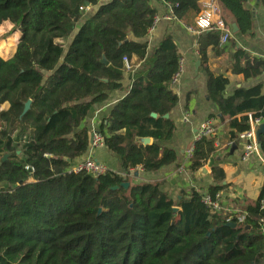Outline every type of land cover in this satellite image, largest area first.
<instances>
[{
    "label": "trees",
    "instance_id": "trees-1",
    "mask_svg": "<svg viewBox=\"0 0 264 264\" xmlns=\"http://www.w3.org/2000/svg\"><path fill=\"white\" fill-rule=\"evenodd\" d=\"M201 1L162 0L178 21L198 15ZM217 1L248 36L250 0ZM89 7L98 9L76 31ZM155 17L151 0H0V29L10 24V33L18 34L13 51L0 54V264H264V180L239 223L234 215H210L204 194L195 190L175 202L165 183L132 184L111 171L99 178L70 172L90 147L86 117L108 93L122 90L125 73L129 91L98 129L105 151L127 176L176 161L159 143L174 133L164 116L178 102L170 83L180 57L170 37L146 56L143 40ZM219 38L213 32L197 41L210 97L227 86L207 65L208 49L221 48ZM243 57L234 54V74L250 79L263 73L260 60L238 70ZM229 99L231 107L218 112L233 118V142L249 129L248 114L264 123V94L255 86ZM207 143H194L190 172L201 168ZM259 146L264 159V134ZM221 189L210 187L207 194Z\"/></svg>",
    "mask_w": 264,
    "mask_h": 264
},
{
    "label": "crops",
    "instance_id": "crops-1",
    "mask_svg": "<svg viewBox=\"0 0 264 264\" xmlns=\"http://www.w3.org/2000/svg\"><path fill=\"white\" fill-rule=\"evenodd\" d=\"M204 1L199 2V10ZM101 4L102 2H99L98 5ZM151 6L155 9L159 22L143 40L147 43L146 56L151 57L160 43L166 37H170L179 57L185 63L180 81L176 86L170 87L178 99L176 107L169 113L168 118L173 123L174 133L170 141L159 143L161 147L175 152L176 161L153 173H144L137 169L127 176L120 167L119 160L106 152L104 147L92 152L88 150L81 160L92 158L104 164L108 171L117 176L124 179L129 178L132 184L165 183L168 187L169 198L175 202L192 190L206 194L210 187H222L219 191L222 200L221 214L223 216L243 214L248 205L258 200L264 180V159L261 155V160L253 157L246 163L241 162L244 143L239 139L233 142L230 140V124L233 118L222 116L218 112V107L229 109L232 105L229 96L238 89L260 86L264 94V71L259 76L250 79H245L243 74H234L232 71L235 65L233 56L237 51L245 54V57L240 59L238 70L248 64L253 65L254 60L264 61V5L260 0L258 2L250 0L245 5L252 20V30L248 36L233 34L232 26L236 24L220 5L226 24L232 29L231 42L233 44L229 43L223 49L209 48L207 51L209 72L227 81L225 91H216L212 97L208 94L207 76L200 69L198 51H196L197 41L204 34L193 35L182 27L185 25L194 28L197 15L191 14L183 21H171L167 20L168 14L162 0H151ZM97 9L98 7H89L85 10L76 31L84 22L93 17ZM130 85V77L125 73L121 81L122 90L108 93L105 102L91 108L84 121L89 138L91 129L98 131L100 124L109 116L113 107L126 96ZM239 118L237 117L238 121ZM204 122L212 123L215 134L206 140L208 143L199 153L198 164L201 168L207 169L206 174L199 175L196 172H190L189 166L184 165V162L185 153L195 143L197 129ZM182 167L184 169L180 171ZM261 203L264 204V201Z\"/></svg>",
    "mask_w": 264,
    "mask_h": 264
},
{
    "label": "built area",
    "instance_id": "built-area-1",
    "mask_svg": "<svg viewBox=\"0 0 264 264\" xmlns=\"http://www.w3.org/2000/svg\"><path fill=\"white\" fill-rule=\"evenodd\" d=\"M164 6L168 14L167 20L177 21V19L174 17L172 13L171 6L166 3H164ZM80 11H82V9H80ZM158 22H159V18L155 17L152 27L148 31V34H150L153 31L154 27ZM182 27L188 33L197 36L203 34L205 35L207 33H213V32L219 33L220 34L219 47L221 48L226 47L233 37L232 29L230 28V26L226 24L222 16L220 5L217 0H205L202 3L200 7V11L196 17L194 28H190L185 25H182ZM196 51H198L197 45H196ZM124 62L126 63V60H124ZM184 65H185L184 60L182 58H179L178 70L170 83V87L176 86L180 81V78L184 70ZM126 69H128L127 66ZM247 118L249 123V129L238 136V139L244 143L243 152L240 158L242 163L248 162L250 158L253 157L261 160V154L260 151L258 150V144L256 143L255 140V131L259 125L263 124V121L259 118L256 119L252 118L250 114L247 115ZM214 134H215V130L212 123L204 122L197 129L194 142L196 143L201 140H208L212 138ZM90 137H91V143L89 147L90 152L100 147H103V139L97 130L91 129ZM194 145L195 144H192L189 147V149L186 151L184 165L189 166L195 150ZM183 169L184 168L182 167L180 171H183ZM107 171L108 169L104 164H101L92 158L79 160L75 162L70 169V172L72 173L83 172L91 176L92 178H99L100 176H103ZM202 203L208 209L210 215L221 214L222 200H221V194L219 192L214 197L208 195L207 193L204 194L202 198ZM260 205L263 206V203H260ZM244 216L245 215L243 214L238 215L236 217L237 222L239 223L243 222ZM261 232L262 234H264V221L261 225Z\"/></svg>",
    "mask_w": 264,
    "mask_h": 264
},
{
    "label": "water",
    "instance_id": "water-1",
    "mask_svg": "<svg viewBox=\"0 0 264 264\" xmlns=\"http://www.w3.org/2000/svg\"><path fill=\"white\" fill-rule=\"evenodd\" d=\"M258 2V0H256ZM87 5V4H86ZM233 28V34H237L238 33V29L235 25L232 26ZM103 64L107 65V62L105 60L102 61ZM198 65V64H197ZM103 82H106L105 80ZM30 107V102H27L25 104V107H24V112L23 113H26V111H28ZM152 118H156V115L153 114L151 116ZM169 118V115H166L164 116V119H168ZM264 134V123L259 125L257 128H256V131H255V140H256V143L258 144V150L260 151V146H259V137L260 135ZM89 141L91 143V137L89 138ZM136 142L142 144V145H149L150 144V139H136ZM7 159V156H5L3 158V161H5ZM207 173V169L206 168H200L196 174H199V175H203V174H206ZM128 184L127 183H124L121 185V187H123L124 189L128 188ZM178 200H180V198H178ZM228 227L230 228H235L236 225L235 224H229Z\"/></svg>",
    "mask_w": 264,
    "mask_h": 264
},
{
    "label": "rangeland",
    "instance_id": "rangeland-1",
    "mask_svg": "<svg viewBox=\"0 0 264 264\" xmlns=\"http://www.w3.org/2000/svg\"><path fill=\"white\" fill-rule=\"evenodd\" d=\"M12 25L6 24L0 29V54L2 56H7L13 51L14 44L16 43V38L18 36L16 31H13ZM3 184H0V188Z\"/></svg>",
    "mask_w": 264,
    "mask_h": 264
}]
</instances>
